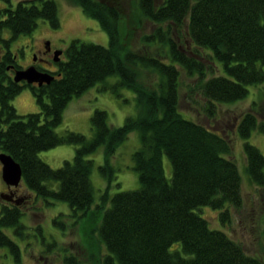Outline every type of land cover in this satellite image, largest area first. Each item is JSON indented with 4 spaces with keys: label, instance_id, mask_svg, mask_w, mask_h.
<instances>
[{
    "label": "trees",
    "instance_id": "trees-1",
    "mask_svg": "<svg viewBox=\"0 0 264 264\" xmlns=\"http://www.w3.org/2000/svg\"><path fill=\"white\" fill-rule=\"evenodd\" d=\"M2 1L0 31L8 29L10 35L0 37L5 48L0 54V151L20 164L33 198L66 202L69 210L64 214L80 223L82 234L87 239L95 235L103 243L105 252L100 256L95 251L94 261L264 264L222 226L231 221V207L242 202L241 174L229 156V138L178 106L182 72L190 77L185 93L197 100L208 119L218 114L221 104L241 100L250 86L264 84V0H134L137 23L146 18L154 24L141 36L146 46L161 45L154 54L126 46L123 15L114 0H71L98 21L108 44L72 38L54 77L40 85L13 79L12 68L21 65L9 44L20 34H31L39 19L57 27L58 4ZM138 69L152 79L143 80ZM110 75L116 80L111 82ZM99 83L100 90H109L126 104L130 99L122 90H132L134 112L122 124L111 125L107 110L96 107L90 116V136L68 128L57 132L72 97ZM24 87L34 94L38 111L21 114L12 103ZM254 105L234 120L233 130L244 139L248 176L264 184V152L247 140L254 131L264 134V119L258 118ZM132 130L139 136V145L131 152L139 186L110 191L117 173L112 155ZM59 144H74L75 153L51 166L39 152ZM100 147L103 156L97 162ZM165 156L171 165L169 176ZM95 171L106 181L98 197ZM203 206L218 210L219 225H211L200 212ZM22 215L16 203L1 206L0 246L7 247L17 262L20 245L5 228L24 238ZM64 257L63 264H83L76 253Z\"/></svg>",
    "mask_w": 264,
    "mask_h": 264
},
{
    "label": "rangeland",
    "instance_id": "rangeland-1",
    "mask_svg": "<svg viewBox=\"0 0 264 264\" xmlns=\"http://www.w3.org/2000/svg\"><path fill=\"white\" fill-rule=\"evenodd\" d=\"M19 0H11L15 4ZM29 1V0H23ZM115 5L123 15L122 30L125 32L126 46L138 53H156L161 49V45L146 46L141 40L145 32L152 30L154 24L149 19H144L137 23L134 16V0H114ZM159 0H155L157 3ZM59 9L60 23L57 27H52L45 19H39L37 26L31 34H20L12 39L9 48L16 53L18 64H27L28 57L32 55V50L39 45L43 39L49 40L55 49H64L72 38L78 37L86 41H94L104 45L108 44V35L103 30L98 21L88 16L83 10L71 0H56ZM4 2L0 0V8ZM8 29L0 31V37H8ZM180 38V37H179ZM179 42L182 44L183 39ZM37 45V46H36ZM4 46L0 42V53ZM145 52V53H146ZM62 58L64 52H62ZM143 80L152 79L149 72L138 69ZM109 80H116V75H110ZM183 83L179 89V109L207 126H212L221 130L230 140L232 150L229 156L236 162L241 174L242 202L239 207H231V221L222 225L223 228L236 240L243 243L244 248L251 254H257L264 260V184H258L250 179L246 172V155L243 150L244 139L235 134L233 130L234 120L251 105L255 100L256 113L259 119H264V84L250 86L249 93L243 99L232 103H224L219 107L218 114L212 119L204 116L197 100H192L185 91L186 84L190 80L182 72ZM150 82V81H149ZM100 83L89 87L79 96H74L68 102L63 111V118L60 124L55 127L57 132H63L66 128L91 135L90 116L96 107L105 108L108 113V122L111 125L123 123L127 114L134 112V92L124 88L122 93L130 99L129 103L123 102L109 90H100ZM12 103L21 114L38 111L40 109L35 100L34 94L29 88H23L12 99ZM256 144L264 152V134L261 131H254L247 139ZM139 145L137 130L128 133L126 139L116 148V152L111 158L117 167L116 179L112 181L109 189H132L139 186L138 172L132 166L131 152ZM75 153L74 144H59L49 149L41 150L39 155L51 166H59L63 159H71ZM97 162L103 156L102 147L96 153ZM164 168L166 174H171V165L168 158L164 157ZM97 187V197L106 186V181L95 171L92 174ZM56 185V184H53ZM6 182L1 176L0 162V192L3 191ZM17 187L14 199L18 202L5 198L0 194V209L3 205L11 203L18 204L23 209L21 220L26 224L27 233L24 238H20L13 232L11 227H6L5 231L20 245L21 258L17 262L7 247L0 246V264H63L64 255L76 253L83 261V264H97L93 259L95 251L101 256L105 252V247L99 239L94 236H84L80 231V223L73 220L65 213L69 206L61 200L47 202L42 198H33V192L26 186L22 176ZM200 212L208 219L211 225H219L218 210L210 206H203ZM54 219H57L56 224ZM64 222V226H61ZM40 227V228H38ZM41 230L43 237L38 232ZM94 243V246H93ZM94 247V249H93ZM101 253V254H100Z\"/></svg>",
    "mask_w": 264,
    "mask_h": 264
},
{
    "label": "water",
    "instance_id": "water-1",
    "mask_svg": "<svg viewBox=\"0 0 264 264\" xmlns=\"http://www.w3.org/2000/svg\"><path fill=\"white\" fill-rule=\"evenodd\" d=\"M49 41H47L48 43ZM61 52V49H56L55 54ZM54 75L48 71H41L31 64L26 67L16 68L13 73V79L15 81L25 80L28 83L49 82ZM1 162V176L8 186L18 185L22 176V170L20 164L9 154L4 151H0ZM1 196L18 202L19 199H14L13 194L8 192H2Z\"/></svg>",
    "mask_w": 264,
    "mask_h": 264
},
{
    "label": "flooded vegetation",
    "instance_id": "flooded-vegetation-1",
    "mask_svg": "<svg viewBox=\"0 0 264 264\" xmlns=\"http://www.w3.org/2000/svg\"><path fill=\"white\" fill-rule=\"evenodd\" d=\"M47 41L49 40H46V39L41 40L39 42V45L38 46L36 45L37 47H35L31 51L32 55L28 57L29 61L27 62V64H23V65L21 64V67H26L28 65L33 64L39 70L48 71L52 73L53 75H55V72L57 70V62L62 58L61 55L64 49L63 50L61 49L60 53L55 54L56 49L53 46H51L50 42L47 43ZM16 58H17V55H16ZM12 69L15 70L14 68ZM31 83L40 85L38 82H31ZM17 189L18 188L16 186L11 187V188L6 186V188L3 191H1L0 194L2 192H8L9 194H13V196H15Z\"/></svg>",
    "mask_w": 264,
    "mask_h": 264
}]
</instances>
